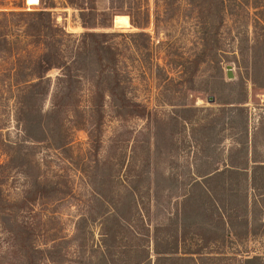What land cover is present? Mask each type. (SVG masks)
<instances>
[{
  "label": "rangeland",
  "instance_id": "rangeland-1",
  "mask_svg": "<svg viewBox=\"0 0 264 264\" xmlns=\"http://www.w3.org/2000/svg\"><path fill=\"white\" fill-rule=\"evenodd\" d=\"M44 1L0 0V11ZM52 1L56 23L80 34L78 10ZM169 1L155 27L149 0L148 37H129L121 58L143 116L106 101L98 126L84 101L54 108L50 93L26 99L16 80L31 67L7 56L0 38V264H154L156 249L194 258L160 264H261L245 260L264 258V0ZM96 7L109 12L108 0ZM114 16L101 15L110 27L96 30H142L116 26ZM26 120L43 141L29 138ZM216 171L206 187L192 185ZM112 224L113 243L100 245ZM132 229L146 234L142 254ZM58 242L51 260L35 253Z\"/></svg>",
  "mask_w": 264,
  "mask_h": 264
},
{
  "label": "trees",
  "instance_id": "trees-1",
  "mask_svg": "<svg viewBox=\"0 0 264 264\" xmlns=\"http://www.w3.org/2000/svg\"><path fill=\"white\" fill-rule=\"evenodd\" d=\"M66 1L78 10V18L84 28L78 35L67 32L63 26L56 23L49 10V7L54 6L52 0L45 4V7H38L37 9H27L23 4H19L17 5L21 8L19 10L0 11L2 45L8 44L10 46L5 54L11 58H18L19 61H27L31 67L27 75L17 77L16 80L17 85L25 88V98L45 101L50 93L51 105L54 108L84 101L88 111L91 112L88 117L94 119L96 126L102 123L104 118L102 110L105 108L106 101L111 104L118 114L143 116L144 105L128 96L130 71L122 65L121 58L127 49L133 47L129 37L137 35L148 37L143 28L150 22L151 8L149 0H108L109 12H99L96 7V0ZM159 1L153 0L152 12L155 14V27H157V20L159 19V7L171 3L169 0H162V3L159 4ZM252 1L254 7L259 6L258 0ZM42 3H45V1L39 0L38 4ZM117 14L127 15L129 22L142 30L139 32L96 30L97 27H110L109 24L98 21L101 15L111 17ZM118 37L125 39L121 42L117 40ZM21 45H23V48L19 50ZM15 48L16 50H14ZM136 49L138 50V48ZM52 69L58 70L54 78L47 76L48 71ZM83 91L85 92L83 93ZM36 126L42 135L46 134L47 128L42 122ZM25 127L29 138L37 142L43 141L39 136L30 135L27 120L25 121ZM88 136H91V134H88ZM64 138L66 139V136ZM257 168L262 167H255L253 170L254 180ZM220 173L221 171L212 174L203 173L202 176H205L204 181L195 180L192 185L206 187V184ZM129 192L133 194L132 189ZM118 209L116 208L113 211L112 218L115 217L116 222L120 223L121 216L118 213L121 208ZM117 211L119 212L117 213ZM84 223H86L85 218L75 222L76 233L84 230ZM110 229L111 231L101 233L100 245L107 246L109 241L113 243L117 235V229L114 228V224ZM128 230L127 226L126 231ZM132 230L138 244L131 247L136 254H142L144 249H142L143 245L140 242L146 234L142 232L143 230ZM165 237L168 242L170 240L169 236ZM154 239L158 242L157 236ZM174 242L175 244L178 243L177 236L174 238ZM44 244L46 245V243ZM58 246L59 242L50 247H35L34 250L35 253L41 254L42 258L51 260L55 257ZM126 249L127 252L131 249L128 244ZM165 260L192 261L194 258L191 253H188V256H181L177 254V251L164 252L156 249L154 264H160V261ZM245 261L247 263L259 261L264 264V258L258 256L247 258ZM30 264L39 263L34 260Z\"/></svg>",
  "mask_w": 264,
  "mask_h": 264
},
{
  "label": "bare ground",
  "instance_id": "bare-ground-1",
  "mask_svg": "<svg viewBox=\"0 0 264 264\" xmlns=\"http://www.w3.org/2000/svg\"><path fill=\"white\" fill-rule=\"evenodd\" d=\"M28 4H37L39 0H26ZM114 25L116 26H128L129 20L127 15H115L114 18Z\"/></svg>",
  "mask_w": 264,
  "mask_h": 264
},
{
  "label": "water",
  "instance_id": "water-1",
  "mask_svg": "<svg viewBox=\"0 0 264 264\" xmlns=\"http://www.w3.org/2000/svg\"><path fill=\"white\" fill-rule=\"evenodd\" d=\"M230 67H231V66H229V65L227 66V76H228V77H231V70H230ZM209 100H212V98H210Z\"/></svg>",
  "mask_w": 264,
  "mask_h": 264
}]
</instances>
